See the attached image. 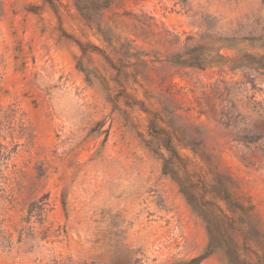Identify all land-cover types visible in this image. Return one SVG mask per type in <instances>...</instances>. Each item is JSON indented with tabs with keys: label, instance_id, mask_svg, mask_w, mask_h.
<instances>
[{
	"label": "rangeland",
	"instance_id": "1",
	"mask_svg": "<svg viewBox=\"0 0 264 264\" xmlns=\"http://www.w3.org/2000/svg\"><path fill=\"white\" fill-rule=\"evenodd\" d=\"M0 264H264V0H0Z\"/></svg>",
	"mask_w": 264,
	"mask_h": 264
},
{
	"label": "trees",
	"instance_id": "2",
	"mask_svg": "<svg viewBox=\"0 0 264 264\" xmlns=\"http://www.w3.org/2000/svg\"><path fill=\"white\" fill-rule=\"evenodd\" d=\"M199 261V260H198Z\"/></svg>",
	"mask_w": 264,
	"mask_h": 264
}]
</instances>
